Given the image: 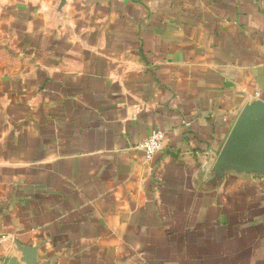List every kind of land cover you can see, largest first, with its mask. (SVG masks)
<instances>
[{"label": "crops", "instance_id": "crops-1", "mask_svg": "<svg viewBox=\"0 0 264 264\" xmlns=\"http://www.w3.org/2000/svg\"><path fill=\"white\" fill-rule=\"evenodd\" d=\"M252 108L264 0H0V264H264Z\"/></svg>", "mask_w": 264, "mask_h": 264}, {"label": "water", "instance_id": "water-1", "mask_svg": "<svg viewBox=\"0 0 264 264\" xmlns=\"http://www.w3.org/2000/svg\"><path fill=\"white\" fill-rule=\"evenodd\" d=\"M255 113V108H252L240 116L220 152L219 160L222 165L255 166L264 174V141L259 140L252 123ZM24 262L35 264L30 256L24 258ZM8 264L16 263L11 260Z\"/></svg>", "mask_w": 264, "mask_h": 264}, {"label": "built area", "instance_id": "built-area-1", "mask_svg": "<svg viewBox=\"0 0 264 264\" xmlns=\"http://www.w3.org/2000/svg\"><path fill=\"white\" fill-rule=\"evenodd\" d=\"M165 145V132L160 128H154L136 148L142 152L146 160H150L155 153L162 151Z\"/></svg>", "mask_w": 264, "mask_h": 264}]
</instances>
